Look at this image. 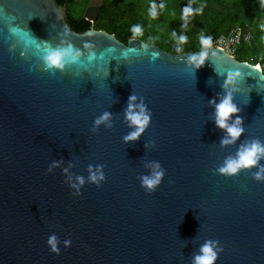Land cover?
Here are the masks:
<instances>
[{
    "label": "water",
    "instance_id": "water-1",
    "mask_svg": "<svg viewBox=\"0 0 264 264\" xmlns=\"http://www.w3.org/2000/svg\"><path fill=\"white\" fill-rule=\"evenodd\" d=\"M103 6L89 0L83 18L94 23ZM68 17L56 0H0V264H195L209 241L215 264H264V157L219 171L264 145L262 68L220 48L172 55L79 34ZM57 49L79 62L47 68ZM228 95L239 109L228 123L239 117L243 132L224 144L216 105ZM130 103L149 115L134 141Z\"/></svg>",
    "mask_w": 264,
    "mask_h": 264
},
{
    "label": "rangeland",
    "instance_id": "rangeland-1",
    "mask_svg": "<svg viewBox=\"0 0 264 264\" xmlns=\"http://www.w3.org/2000/svg\"><path fill=\"white\" fill-rule=\"evenodd\" d=\"M152 3L157 5L158 16L153 19L149 16V8ZM192 4L193 7L203 5L208 8L224 9L232 4H238L246 11L249 16H253L244 25L225 27L222 22L223 17L215 18L203 9L199 15H193L187 25L181 19V13L184 6ZM89 0H69L67 5L68 15L73 19L83 18ZM164 9H160V5ZM111 15L103 18L99 24L105 27L108 24L115 23L116 32L119 41L124 45L132 38L130 31L133 25L139 24L142 27L143 35L136 38L148 45L158 47L160 50L172 54L174 49L183 51L190 42H200L199 36L203 33L212 38L209 49L223 48L235 52V58L246 57L247 62L254 64L261 63L264 55V47L260 56L252 53V41L257 29L261 32L260 41L264 43V6L261 0H124L117 6L112 7ZM234 17L233 13H230ZM100 17V15H99ZM99 17L94 22L99 20ZM216 19V20H215ZM217 26H222L224 31L219 35L215 32ZM241 27V28H239ZM241 36L237 39L236 35ZM175 33V37H173ZM185 36L187 40L179 44V37Z\"/></svg>",
    "mask_w": 264,
    "mask_h": 264
},
{
    "label": "clouds",
    "instance_id": "clouds-1",
    "mask_svg": "<svg viewBox=\"0 0 264 264\" xmlns=\"http://www.w3.org/2000/svg\"><path fill=\"white\" fill-rule=\"evenodd\" d=\"M262 6H264V0H261ZM160 9H164V5L161 4ZM203 12V5L199 7H193L191 3L184 6L181 13V19L187 25L189 19L195 14L199 15ZM149 16L153 19L157 18L158 11L157 5L152 3L149 8ZM132 33V38L136 39L143 35V30L141 25H133L130 29ZM175 37V33L172 34ZM187 40V37H179L178 43L183 44ZM199 41L201 45V55L206 54V47L210 46L212 43V38L206 36L203 33L199 36ZM179 50V49H177ZM79 53H73L71 49H57V50H48L45 52L43 59L45 61V66L47 68L59 67L63 68L66 64L78 63L77 57ZM136 97H130L131 101H135ZM134 107H139V111H135ZM239 111L238 107L232 102L231 95L226 96L219 104L216 105V124L221 129H225L231 139L223 140L224 144H229L234 142L238 138L243 129L239 127L241 120L237 117L231 124L229 120ZM109 115L104 114L99 120L96 121L97 124H100L104 121H107ZM127 118L135 130L131 132L125 139L128 141L136 140L145 130L146 126L149 123V115L146 113L143 105L134 106L129 104V111L127 113ZM261 157H264V145H261L259 142H253L251 145L243 147L241 151L238 152L236 158H230L225 162V165L219 170L221 173L226 175H235L242 169H250L257 166L258 161ZM154 171L151 176H146L143 178V185L148 190H153L157 185L160 184L163 171L160 169V165H153ZM92 181L102 180L103 175L100 173H93L90 176ZM256 179H264V167H261L260 171L256 173ZM81 183L83 181L81 180ZM65 243H70L66 241ZM48 244L53 251L57 250V237L50 236L48 239ZM217 258V251L215 247V242L209 241L205 243L200 250V254L195 257V264H215Z\"/></svg>",
    "mask_w": 264,
    "mask_h": 264
},
{
    "label": "trees",
    "instance_id": "trees-1",
    "mask_svg": "<svg viewBox=\"0 0 264 264\" xmlns=\"http://www.w3.org/2000/svg\"><path fill=\"white\" fill-rule=\"evenodd\" d=\"M58 5L63 6V5H68L69 0H56ZM120 3H124V0H104V6L101 10L100 13V17L99 20L96 23H91L88 20L84 19V18H80V19H73L70 16L68 17L69 20V24L71 26V29L79 34H83L85 32H87L88 30H90L91 28H94L95 30H101V31H106L110 34H113L116 36V38L119 40V37L117 35L116 32V27H115V23L112 24H108L105 27H103L102 25L100 26H96L97 24H99L101 22V20L103 18H108L111 15V9L114 6H117ZM206 12H208L209 15L213 16V17H223L222 22L224 23L225 27H229V26H237V25H244L246 24L249 19H251L253 16H249L246 11L244 9H242L240 7V5L236 4H232L230 6L225 7L224 9H215V8H208V7H204L203 8ZM230 13L234 14V17H231ZM216 20V19H215ZM241 28V27H239ZM224 31V28L222 26H217L215 29V32L219 35L220 33H222ZM260 37H261V32L259 29H257V31L255 32V35L253 37V41H252V53L254 55L260 56L261 52H262V47H264V43L260 41ZM210 46H207L206 49H209ZM264 49V48H263ZM201 52V45L200 42H190L189 44H187L185 46V49L183 51H181L180 49L177 50L174 49V51H172L171 53H173L174 55H181V54H187V53H199ZM240 62H247L246 57H241L239 59H237ZM254 66H260L264 72V55H263V59L261 60V63L259 62H255L254 64H252Z\"/></svg>",
    "mask_w": 264,
    "mask_h": 264
},
{
    "label": "built area",
    "instance_id": "built-area-1",
    "mask_svg": "<svg viewBox=\"0 0 264 264\" xmlns=\"http://www.w3.org/2000/svg\"><path fill=\"white\" fill-rule=\"evenodd\" d=\"M239 32V35H236V37H237V39H239L240 38V36H241V31H238ZM220 49H223V48H220ZM223 50H225V49H223ZM228 54H230L231 56H234L235 55V52L234 51H232V50H225ZM235 57V56H234Z\"/></svg>",
    "mask_w": 264,
    "mask_h": 264
},
{
    "label": "bare ground",
    "instance_id": "bare-ground-1",
    "mask_svg": "<svg viewBox=\"0 0 264 264\" xmlns=\"http://www.w3.org/2000/svg\"><path fill=\"white\" fill-rule=\"evenodd\" d=\"M258 67H260V66H258Z\"/></svg>",
    "mask_w": 264,
    "mask_h": 264
}]
</instances>
